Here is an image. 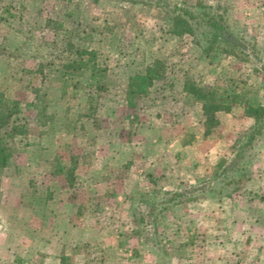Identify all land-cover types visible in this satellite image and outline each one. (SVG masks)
Masks as SVG:
<instances>
[{
    "label": "rangeland",
    "instance_id": "374dc122",
    "mask_svg": "<svg viewBox=\"0 0 264 264\" xmlns=\"http://www.w3.org/2000/svg\"><path fill=\"white\" fill-rule=\"evenodd\" d=\"M153 1L0 0V148L1 153H13L8 166L0 163V264H82L86 259L85 264H143V253L131 258L128 246L136 243L137 235L126 242L128 227L157 240L152 223L166 221L165 216L171 223L187 222L182 200L213 192L211 181H223L215 175L221 165H243L241 176L226 172L245 190L264 196V133L237 156L232 144L249 130L252 117L234 103L228 111H216L214 123L209 122L206 134L214 139L206 149L209 159L189 162L167 154L168 165H217L193 189L182 187L181 195L172 199L179 203L160 208L157 192L147 196L146 204L151 201L153 212L160 214H139L145 208L134 199L128 211L125 204L116 212L113 204L103 202L102 210L87 213L93 181L83 178L84 165H99L92 174L123 179L130 165L150 164L142 148L135 147L144 138L140 136L157 140L167 129L188 141L202 125L205 128L201 104L183 91L184 79L241 91L264 105V73L259 69L264 67V0H160L221 16L219 23L226 24L222 33L236 45L233 54L219 51L210 57L200 51L214 30L201 24L176 33L173 14ZM79 50L83 58L92 54L96 68L102 67L94 85H89V68L69 76L67 85L62 72L50 68L77 58ZM146 65L154 71L151 84L143 96L132 99L126 93L128 76ZM12 101L15 113L6 118ZM10 125L16 132L9 137ZM145 149L146 154L152 152ZM17 195H23L20 201ZM160 196L167 201L169 193ZM67 197L74 199L68 210ZM261 205L264 208V199ZM76 210V225L93 226L97 217L106 245L85 241L67 248V216ZM111 237L123 241L112 246ZM262 247L264 255V243Z\"/></svg>",
    "mask_w": 264,
    "mask_h": 264
},
{
    "label": "crops",
    "instance_id": "0c3cea01",
    "mask_svg": "<svg viewBox=\"0 0 264 264\" xmlns=\"http://www.w3.org/2000/svg\"><path fill=\"white\" fill-rule=\"evenodd\" d=\"M202 128L201 132L191 135L188 141L183 140L182 135L169 134L167 129L162 132L163 136L158 135L157 140L149 135L140 136V138H144L138 142L140 145L135 147L142 148L141 155H144L147 163L150 164L130 165L123 179H119L118 174L109 176H105L103 173L92 174L93 169H101L99 165H84L86 175L83 178L86 182L93 181L91 190L93 203L89 202L92 208H88L87 213L90 211L94 213L95 209L102 210L103 202L113 204L116 212L120 206L125 204L124 209L128 211V202L134 199L138 204L143 205L142 209L145 208L143 213L139 214L144 216L152 213L160 214V212H153V203L150 200L149 205L146 204L147 196L155 195L157 192L159 197L156 199L160 200L159 203L162 205L160 208H163L167 202L179 203L178 199L166 201L160 195L179 191L182 187H192L193 189L197 180L205 174H211L217 165H168L167 154L180 155L182 158H187L189 162L202 161L205 157L209 159L210 155L206 149L214 139L209 137L210 134L203 133V125ZM145 148H152V152L146 154ZM156 149H159V153H156ZM108 168L114 170V165H110ZM116 168L119 169L118 166ZM211 182L212 185L216 184L213 183L216 181ZM180 191L183 192V189ZM92 194H94L95 200ZM141 194L143 195L140 198L135 199ZM22 197L23 195H17L19 201ZM247 197L244 201L239 199L237 204H233L213 192L187 196L185 200H182L186 203L187 209L184 211L187 214V222L182 224L178 220L179 223H171L167 221V216H165L166 221L157 220L152 223L150 229L153 235L159 236L157 240L154 238L149 240L138 235L139 232L133 225L132 228H129L128 225L123 226L128 227L127 235L123 234L126 242L129 238L132 239L137 235V239L134 241L136 243L128 246L131 250V258L143 253V258L146 261L143 264H264V255H261L264 243V208L261 205V200L264 199V196H260L258 192L253 195L252 199ZM71 201L74 199L67 197V210L71 209L73 205ZM191 202H199V206L191 205ZM114 207L111 213L114 212ZM181 207L179 205L177 208ZM78 210L72 216L67 214V248L77 247L78 243L82 244L85 241L106 245L105 243L108 241L106 238L105 242L102 241L104 238L99 234L102 224L98 222L97 217L92 221L95 224L93 226L76 225V221L72 218L73 216L76 218L80 214L81 208L79 213H77ZM183 213L185 214V212ZM134 216L135 214L131 215L133 223L135 222ZM257 218L258 220H256ZM53 228L56 229L54 225ZM145 233H147V229H145ZM165 233L172 235L165 237ZM162 234L164 236L160 238ZM121 237L119 239L111 237L112 246L114 242L123 241ZM166 238H170V240ZM101 260L103 259L99 258V262H97L100 263ZM87 261L86 259L81 262L85 264ZM92 262H96V260Z\"/></svg>",
    "mask_w": 264,
    "mask_h": 264
},
{
    "label": "trees",
    "instance_id": "16d2710c",
    "mask_svg": "<svg viewBox=\"0 0 264 264\" xmlns=\"http://www.w3.org/2000/svg\"><path fill=\"white\" fill-rule=\"evenodd\" d=\"M152 3L155 5L163 6L166 10H169L173 14V18L175 20L174 23H177L175 24L176 29H173L176 33L184 31L191 32L192 25L198 26L201 24H204L210 30H214L208 37H205V40L203 41V47L200 51L201 56L210 57L219 51L224 53H232L231 48L234 47L236 43L227 40V37L222 33L226 24L224 22L219 23V20L221 18L219 14L215 15V13L212 12H207L204 14L195 13L194 11L189 9V7L176 4L175 2L169 3L165 1L163 2L160 0H155ZM178 25L180 28L176 27ZM77 33L78 32L75 31V34ZM227 45L230 47H226ZM82 51H84V49H82ZM82 51H78L79 55H77V58H69L64 63H61L60 66L56 65L50 67L56 69L58 72H62L61 81L64 85H67V78H70L69 76L80 74L81 70L84 67L89 68V85H94L95 79H97V72H101L102 67L96 68L97 65H94V62L92 61V54H90L91 56L89 55L88 57L83 58L81 56ZM48 69L49 68H47V70ZM259 69H261L264 73L263 66H260ZM153 75L154 71L150 67V65H146L142 70L136 71L135 73L129 75L126 86V93L128 97L135 99L143 96L146 93L147 87L151 84ZM71 86L76 87V83H74L73 85L71 84ZM182 88L185 93H188L193 99L199 101L201 104V112L204 116V122L206 124L203 131L204 134L208 133L210 130V127H208L210 125L209 122L214 123V113L216 111H228L231 107V104L236 103L242 108L244 115L252 117V122L249 125V130L246 132L243 131L245 132L243 133V137L232 144L233 146H237V151H235V154L237 156L241 153V151H244L245 148L250 149L254 145V143L252 142L256 138H258L260 134L264 133V105L258 102H254L250 97H248L241 91L230 90L229 92V90L227 91L226 88L219 89L216 86L206 87L205 85H201L187 79L183 80ZM226 91L229 93H227ZM126 104L132 105L134 103L126 101ZM14 107H17L16 101H12L10 106L7 108L6 113L4 114L6 118L15 113V110H13ZM9 128L11 130L9 129L10 131H6V136L10 137L12 133L16 132V129L14 128V126L12 127V125H10ZM2 149L3 148H0V163L2 164V166H8V159L13 153H1ZM228 169L236 172V174H238L236 175L237 177L243 174V165H221V168L218 169L216 174H214H220L223 181L216 183L215 187L212 190H209L213 191L214 194L222 197L224 200L228 199L229 202L233 204H237V200L239 199H241V201H244L248 195L249 196L247 198L252 199L255 193L253 191L245 190L244 187H241V185L237 183V180L235 178H232L228 175V172H226ZM181 193L182 191L170 192L168 200H172L175 196L177 197L181 195ZM248 199L247 201H249ZM173 203L175 204L176 202H172L171 204ZM256 220H258V218ZM166 236L167 235H165V237ZM160 238H162V236ZM166 239L170 240V238Z\"/></svg>",
    "mask_w": 264,
    "mask_h": 264
}]
</instances>
